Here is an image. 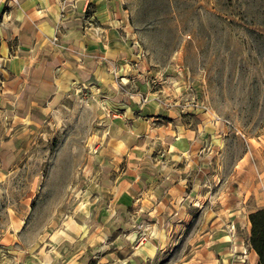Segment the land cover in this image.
Returning <instances> with one entry per match:
<instances>
[{
	"label": "rangeland",
	"instance_id": "1",
	"mask_svg": "<svg viewBox=\"0 0 264 264\" xmlns=\"http://www.w3.org/2000/svg\"><path fill=\"white\" fill-rule=\"evenodd\" d=\"M122 8L131 61H145L152 90L187 103L185 122L216 131L203 126L190 151L145 155L135 181L153 193H137L141 203L131 200V151L111 145L94 90L9 126L0 136V264H256L248 214L264 206V0ZM176 185L178 194L157 188Z\"/></svg>",
	"mask_w": 264,
	"mask_h": 264
},
{
	"label": "crops",
	"instance_id": "2",
	"mask_svg": "<svg viewBox=\"0 0 264 264\" xmlns=\"http://www.w3.org/2000/svg\"><path fill=\"white\" fill-rule=\"evenodd\" d=\"M132 34L122 0H0V136L90 88L101 99L102 122L115 131L108 142L131 151V200L145 203L137 193L152 194V186L136 183L145 175L134 166L160 147L190 151L203 126L216 127L185 122L187 103L152 90L145 61H131Z\"/></svg>",
	"mask_w": 264,
	"mask_h": 264
},
{
	"label": "trees",
	"instance_id": "3",
	"mask_svg": "<svg viewBox=\"0 0 264 264\" xmlns=\"http://www.w3.org/2000/svg\"><path fill=\"white\" fill-rule=\"evenodd\" d=\"M250 223L249 243L257 254V263L264 264V207L248 214Z\"/></svg>",
	"mask_w": 264,
	"mask_h": 264
},
{
	"label": "built area",
	"instance_id": "4",
	"mask_svg": "<svg viewBox=\"0 0 264 264\" xmlns=\"http://www.w3.org/2000/svg\"><path fill=\"white\" fill-rule=\"evenodd\" d=\"M12 1L16 2V0H12Z\"/></svg>",
	"mask_w": 264,
	"mask_h": 264
}]
</instances>
